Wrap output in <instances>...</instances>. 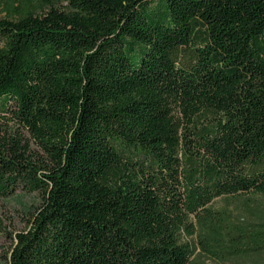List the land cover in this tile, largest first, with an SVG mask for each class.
I'll return each mask as SVG.
<instances>
[{
    "label": "trees",
    "instance_id": "trees-1",
    "mask_svg": "<svg viewBox=\"0 0 264 264\" xmlns=\"http://www.w3.org/2000/svg\"><path fill=\"white\" fill-rule=\"evenodd\" d=\"M0 13V199L41 200L5 264H189V217L264 195V0Z\"/></svg>",
    "mask_w": 264,
    "mask_h": 264
},
{
    "label": "rangeland",
    "instance_id": "rangeland-1",
    "mask_svg": "<svg viewBox=\"0 0 264 264\" xmlns=\"http://www.w3.org/2000/svg\"><path fill=\"white\" fill-rule=\"evenodd\" d=\"M0 19H9L8 14L0 13ZM29 148L38 154L31 143ZM40 203L37 194L21 192L0 199V226L5 231L0 232V264H5L9 237L28 229ZM207 211L209 218L189 217L177 235L189 264H264V195L216 198Z\"/></svg>",
    "mask_w": 264,
    "mask_h": 264
}]
</instances>
